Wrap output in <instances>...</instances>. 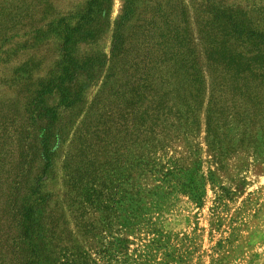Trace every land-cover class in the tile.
<instances>
[{
	"label": "rangeland",
	"instance_id": "374dc122",
	"mask_svg": "<svg viewBox=\"0 0 264 264\" xmlns=\"http://www.w3.org/2000/svg\"><path fill=\"white\" fill-rule=\"evenodd\" d=\"M91 1L0 0V264H264L263 128L229 116L219 155L201 112V126L182 123L169 147H145L139 163L131 105L122 90L104 87L121 67L111 52L130 0H102L85 28L93 36L74 46L77 60L96 62L72 85L80 104L67 109L56 92L45 97L60 114L48 166L42 135L51 123L33 116L34 99L41 81L59 73L66 25L77 27ZM193 2L188 16L199 37ZM135 3L122 28L131 43L123 67L137 58L138 76L157 75L164 53L149 47L173 33L180 0ZM154 163L158 171H146ZM26 203L35 209L31 240Z\"/></svg>",
	"mask_w": 264,
	"mask_h": 264
},
{
	"label": "trees",
	"instance_id": "16d2710c",
	"mask_svg": "<svg viewBox=\"0 0 264 264\" xmlns=\"http://www.w3.org/2000/svg\"><path fill=\"white\" fill-rule=\"evenodd\" d=\"M193 1L201 15L199 37L194 35L188 16V7ZM101 7L102 0H92L77 27L66 25L59 73L41 81V89L36 92L33 116L51 123L42 135L43 158L48 166L53 155V127L60 114L57 108L46 105L45 97L56 92L60 105L67 109L80 104L81 95L72 90V85H76L82 75L91 74L96 62L92 58L85 63L77 60L74 46L79 37L93 36V32L85 28ZM135 7V0H130L119 21L111 59L121 67L112 77L106 76L104 87L105 90L108 87L113 90V86L117 92L122 90L123 99L131 105L136 120L135 153L140 164L145 147L152 150L169 147L171 135L182 128V123L185 129L191 130L201 126L198 117L201 112L205 114L209 137L220 144L219 155L224 144L221 138L226 137L220 128H226L229 116H246L245 125L264 129V0L244 7L229 6L223 0H180L176 7V11L180 7V12L169 22L173 33L149 47L153 53L158 49L164 53L165 61L162 59L157 69L160 73L156 75L148 70L141 77L136 74L141 70L137 58L126 69L123 67L131 43L122 34V28L133 17ZM208 79L211 80V97L205 109ZM156 165L146 171H158L154 169ZM26 204L22 227L24 236L31 240L37 227L35 209Z\"/></svg>",
	"mask_w": 264,
	"mask_h": 264
}]
</instances>
